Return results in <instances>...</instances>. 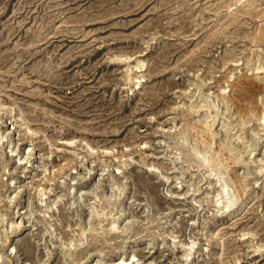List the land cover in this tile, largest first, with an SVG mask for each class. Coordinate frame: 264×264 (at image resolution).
Listing matches in <instances>:
<instances>
[{
  "label": "rangeland",
  "instance_id": "rangeland-1",
  "mask_svg": "<svg viewBox=\"0 0 264 264\" xmlns=\"http://www.w3.org/2000/svg\"><path fill=\"white\" fill-rule=\"evenodd\" d=\"M0 215V264H264V0H0Z\"/></svg>",
  "mask_w": 264,
  "mask_h": 264
},
{
  "label": "bare ground",
  "instance_id": "bare-ground-1",
  "mask_svg": "<svg viewBox=\"0 0 264 264\" xmlns=\"http://www.w3.org/2000/svg\"><path fill=\"white\" fill-rule=\"evenodd\" d=\"M137 81H139V80H137ZM204 100V99H203ZM202 100V101H203ZM205 105H203V107H204ZM206 110L207 111H209V114H208V117L210 118V120L209 121H207L206 122V125H205V127L202 129V127H201V130L204 132V133H209V132H211L212 130H214L213 129V127H214V124L216 123V122H218L217 120H219V118H220V114L219 113H217L216 112V109H214V107L213 106H210V105H208V108L206 107ZM222 118V117H221ZM195 127H196V125H195ZM224 128V127H223ZM198 128H195V130H197ZM217 130V129H216ZM196 132H198V131H196ZM202 132V133H203ZM218 132V131H217ZM201 133V132H200ZM201 133V134H202ZM203 133V134H204ZM218 133H220V132H218ZM200 134V135H201ZM214 134V133H213ZM217 136V135H216ZM218 136H219V134H218ZM221 136H222V134H221ZM211 137V136H210ZM220 137V136H219ZM218 137V138H219ZM212 138V137H211ZM214 138H216V137H214ZM223 138V137H222ZM215 141H216V139H214ZM220 140H222V139H220ZM215 141H214V143H215ZM219 141V140H218ZM217 141V142H218ZM218 143H220V142H218ZM215 144H217V143H215ZM214 144V145H215ZM213 145V146H214ZM241 145V144H240ZM220 145H217V149L219 150L218 151V154L219 155H217L218 156V161L221 163V166H219V168L220 167H222V166H225V164H227L226 162H228V159H229V157H232L233 156V154L235 153V151H237V150H239V145L236 143V141H235V143H231L230 145H228L226 148H224L223 150H222V147L220 146ZM250 146V145H249ZM255 147V146H254ZM213 148V147H212ZM215 148V149H216ZM214 149V148H213ZM241 151V150H240ZM216 152V151H215ZM239 152V151H238ZM193 154H194V156H195V162H197L198 164H201L202 162L203 163H210V164H213V159H214V157H213V159L209 156H203L199 151H197V150H194L193 151ZM252 155V154H251ZM244 157V156H243ZM246 158V157H245ZM235 160H236V158H235ZM234 159H233V161H235ZM232 161V160H231ZM230 161V162H231ZM229 162V163H230ZM238 162L240 163V164H243L244 166H242V168L244 169V177H243V179H241V183L243 182H245V178H247L248 177V175H249V173L251 174V172H250V168H251V163L248 161V158H247V160H245V159H240V160H238ZM252 162V161H251ZM30 164H32V162L30 163ZM229 165H231V164H229ZM236 165V164H235ZM234 165V166H235ZM237 165H239V164H237ZM240 166V165H239ZM226 168V167H225ZM221 169V168H220ZM234 170V169H233ZM249 172V173H248ZM218 178H219V182H221V191H220V193H219V195H221V198H223V196H224V194H225V196H228V199H227V201L225 202V207L227 208V209H230V208H232L235 204H236V202H237V200L238 199H240L241 197H242V193L239 191V193H234V192H232L231 191V189H230V187H229V185L227 184V182L224 180V178L221 176V173H220V171L219 172H216V174H215ZM235 175V174H234ZM233 175V176H234ZM240 176V175H239ZM231 177V176H230ZM237 177H238V175H237ZM240 178V177H239ZM236 178H234V180H235ZM239 180V179H238ZM235 182V181H234ZM232 183V182H231ZM117 184V183H116ZM245 184V183H244ZM235 185H237V184H235ZM244 189H245V187H243ZM43 190V189H42ZM237 190V189H236ZM244 192V191H243ZM245 193V192H244ZM98 197L99 198H101L103 201H104V199H107V193L106 192H104V190L101 192H99L98 193ZM108 201V200H107ZM102 202V201H101ZM100 202V203H101ZM238 203H239V201H238ZM106 204V203H105ZM104 204V205H105ZM109 204V203H108ZM103 205V204H102ZM240 205H243V206H246L247 205V203H246V200H242L241 201V203H240ZM107 207H105L104 208V210L106 209ZM101 210V209H100ZM102 211V210H101ZM97 213H98V211H97ZM97 213H96V216H98L97 215ZM105 214H106V212H105ZM104 215V214H103ZM100 216V215H99ZM105 216V215H104ZM2 224V217H1V215H0V225ZM20 229V226H18V228H17V230H19ZM17 230H16V232H17ZM14 232V231H13ZM2 235V234H1ZM0 235V236H1ZM12 237H7V238H5V237H0V243H1V245H2V243H4L5 241L7 242V241H9L10 239H11ZM72 244H73V242H72ZM49 249V248H48ZM11 248H9L8 247V249H7V253L8 252H10V253H14V249H12L11 251ZM52 255H53V250H51V248L49 249V252L47 251V253H46V256H47V259H46V262L47 261H49V259L52 257ZM1 258V257H0ZM119 264H125V261L122 259L121 260V262L119 263Z\"/></svg>",
  "mask_w": 264,
  "mask_h": 264
}]
</instances>
